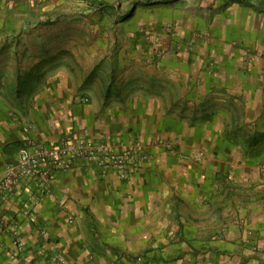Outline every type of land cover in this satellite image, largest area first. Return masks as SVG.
<instances>
[{
    "label": "crops",
    "instance_id": "crops-1",
    "mask_svg": "<svg viewBox=\"0 0 264 264\" xmlns=\"http://www.w3.org/2000/svg\"><path fill=\"white\" fill-rule=\"evenodd\" d=\"M0 1L10 22L41 28L92 22L108 2ZM249 1L145 4L115 34L93 25L102 36L87 43L73 29L53 32L54 45L25 30V45L0 50V179L23 146L68 135L146 144L127 178L80 159L47 192L33 180L0 191V264H264V0ZM170 22L190 48L155 45ZM201 29L247 34L254 52L242 62L229 42L189 34Z\"/></svg>",
    "mask_w": 264,
    "mask_h": 264
},
{
    "label": "built area",
    "instance_id": "built-area-1",
    "mask_svg": "<svg viewBox=\"0 0 264 264\" xmlns=\"http://www.w3.org/2000/svg\"><path fill=\"white\" fill-rule=\"evenodd\" d=\"M153 143L172 148L177 140L155 138ZM145 147L146 144L141 141L115 147L94 141L77 140L71 135L65 137L58 147L40 146L31 149L23 146L18 160L8 165L0 179V191H11L19 183L28 186L33 180L40 192H47L52 186L55 171L69 170L80 159L98 166L115 168L121 178H127L135 160ZM259 169L264 172V163ZM12 228L15 229L14 226ZM42 232L47 231L42 228ZM17 243L22 247V242L17 240Z\"/></svg>",
    "mask_w": 264,
    "mask_h": 264
},
{
    "label": "rangeland",
    "instance_id": "rangeland-1",
    "mask_svg": "<svg viewBox=\"0 0 264 264\" xmlns=\"http://www.w3.org/2000/svg\"><path fill=\"white\" fill-rule=\"evenodd\" d=\"M173 1L175 0H152L150 1V3L146 2L145 0H108V2L103 1V2L96 4V9L93 7L92 9L93 11L91 10L89 11L88 15L92 14L95 17H97V19L95 18L92 19V22H89L88 20H86L85 22H82V23L80 22L76 25H73V27L67 26V24H63V23L58 25L55 22H51V23L46 22V23H43V25H47V26L46 27L42 26V28L41 26H39V24L35 25L34 27H31V25H34V24L23 23V22L20 23V22H16L15 20L10 22L8 17L12 10L10 11V9H8L9 8L8 5L10 6V4L6 1L4 2V4L2 3L0 5V50L3 47H7V46L18 47V46L25 45V38L23 34V31L25 30L28 36H30V31H33V30L49 32L48 33L49 39L48 41H46V43L48 45H54L55 43L59 41H57V39L54 38L53 32L60 31V30H70V29L72 30L73 29L78 34H81L82 36L84 34L86 35V38L82 37L81 40H79V38H76L75 40L77 41V43L83 42V41L87 43L90 40V38L95 39L96 37L99 38V36H102L101 34H99L100 33L99 28L101 27L104 29H107V31H110L109 33H113V34L117 33L116 28L117 26H119L118 24H120L121 21H126L130 17H132L136 13L137 8L140 7L141 5H145V4L150 5V4L160 3V2L167 3V2H173ZM256 1L258 2V0H252V2H256ZM133 2H141V3L134 5ZM249 2L251 3V0ZM95 24L98 25L99 28H97L96 26H93ZM164 30L165 32L163 35L157 36L156 38H154V41H156L157 39L155 45L158 48L160 47V49L161 48L162 49L164 48L165 50L170 49L172 46H175V44H179L178 48H181V49L190 48L191 45L193 44V43L190 44L189 42L187 43L184 42L185 39L184 41H181L180 38H175L176 37L175 32L177 33L180 31L182 33V32L187 31L186 28L181 27V25L178 23L170 22L169 24L166 25ZM151 31L152 30L149 29V34H151ZM10 34L13 35L11 37L12 39H10ZM189 34H196L198 38L203 40L208 45L218 46V43H221V41L222 42L225 41L226 43L229 42L228 45L227 44L223 45L226 47L225 50L234 51L235 49L236 50L242 49L244 52L241 54L242 62H247V59H249L252 54L251 52H254L252 47H250L249 44H247V34L238 35L235 37L234 36L228 37L225 40L213 35L207 29H201L197 31L189 30ZM87 36H90L89 39H87ZM68 41L69 40L65 37V40H64L65 44H67ZM36 43L37 42L34 39H28L29 46H34L36 45ZM11 58L18 59L19 56L18 55L16 56L7 55L8 60H10ZM12 74L14 75L15 73H12ZM1 89L2 88H0V90ZM11 89L13 91L12 93L13 96L14 94L17 97H20L22 95L20 92L22 88H11Z\"/></svg>",
    "mask_w": 264,
    "mask_h": 264
},
{
    "label": "trees",
    "instance_id": "trees-1",
    "mask_svg": "<svg viewBox=\"0 0 264 264\" xmlns=\"http://www.w3.org/2000/svg\"><path fill=\"white\" fill-rule=\"evenodd\" d=\"M150 1H151V0H147L146 2L150 3ZM139 3H141V2H133L134 5H137V4H139Z\"/></svg>",
    "mask_w": 264,
    "mask_h": 264
}]
</instances>
